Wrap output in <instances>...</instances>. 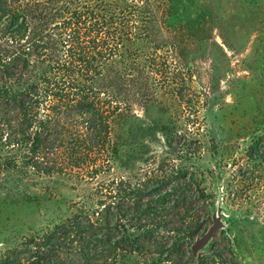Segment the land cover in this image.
I'll list each match as a JSON object with an SVG mask.
<instances>
[{"label": "trees", "instance_id": "1", "mask_svg": "<svg viewBox=\"0 0 264 264\" xmlns=\"http://www.w3.org/2000/svg\"><path fill=\"white\" fill-rule=\"evenodd\" d=\"M237 7L264 30V0H0L3 192L36 178L78 190L64 217L0 237V264H242L219 246L193 255L213 201L181 120L183 52Z\"/></svg>", "mask_w": 264, "mask_h": 264}, {"label": "rangeland", "instance_id": "2", "mask_svg": "<svg viewBox=\"0 0 264 264\" xmlns=\"http://www.w3.org/2000/svg\"><path fill=\"white\" fill-rule=\"evenodd\" d=\"M245 13L237 7L232 15L217 20L218 30L207 28L187 45L183 54L194 73L188 82L194 93L188 98L189 111L184 112L190 121L185 122V115L181 120L200 141L197 156L185 162L188 171L212 195L203 234L214 218L220 221L196 255L219 246L226 255L234 251L242 264H264V30L254 24L258 15ZM204 21L210 24L207 15ZM169 105L154 107L152 116L157 118ZM137 112L143 117L142 111ZM161 143L154 146L159 149ZM7 180L14 178L7 176L6 184L0 181V237L10 241L67 215L78 192L72 184L62 187L60 179L56 183L36 178L35 186L22 185L6 194L3 185L12 184ZM47 186L53 188L47 191ZM53 192L57 195L49 196ZM36 193L37 200H26Z\"/></svg>", "mask_w": 264, "mask_h": 264}, {"label": "water", "instance_id": "3", "mask_svg": "<svg viewBox=\"0 0 264 264\" xmlns=\"http://www.w3.org/2000/svg\"><path fill=\"white\" fill-rule=\"evenodd\" d=\"M220 227V221L218 218L213 219V223L210 225V227L206 230V232L198 237L192 244L191 248L193 251V255H196V253L202 249L208 241L211 239V237L214 234V231Z\"/></svg>", "mask_w": 264, "mask_h": 264}]
</instances>
